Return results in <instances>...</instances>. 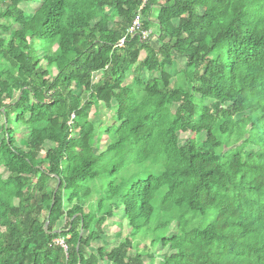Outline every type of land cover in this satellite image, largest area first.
Here are the masks:
<instances>
[{
  "label": "trees",
  "instance_id": "trees-1",
  "mask_svg": "<svg viewBox=\"0 0 264 264\" xmlns=\"http://www.w3.org/2000/svg\"><path fill=\"white\" fill-rule=\"evenodd\" d=\"M140 6L1 1L0 264H264V0Z\"/></svg>",
  "mask_w": 264,
  "mask_h": 264
},
{
  "label": "rangeland",
  "instance_id": "rangeland-1",
  "mask_svg": "<svg viewBox=\"0 0 264 264\" xmlns=\"http://www.w3.org/2000/svg\"><path fill=\"white\" fill-rule=\"evenodd\" d=\"M1 1L2 0H0V5H1ZM35 8H36V5H22V6H20L21 12L23 14H25V15H28V14L32 13L35 10ZM110 14L112 16H114L112 14V12H110L109 15ZM2 23H4V21ZM14 29H15V26H14ZM6 36H7V33H3L2 31H0V38H4ZM155 43H157V42H155ZM174 63H175V66L177 68H183L184 67V61H183V59L174 60ZM129 80H130V74L128 75L126 82H128ZM145 80H147V79H145ZM76 93H79V92L76 91ZM14 100H15V98H14ZM5 103H8V101H5ZM96 111H95L96 112V115L93 118V122L95 123V125L97 127V129H96V135H95V138H94V143H95V145L97 147V150L100 151V150H102V148H103V146H104V144H105V142L107 140V136L104 134L103 131L106 128L108 122L112 119V112L109 111V110H107V109L101 108V107H99ZM93 112H94V110H93ZM241 117H243V115H241L237 119H240ZM236 121H238V120H236ZM0 125H2L1 124V120H0ZM11 126L15 130V126H13V125H11ZM11 126H9V127H11ZM15 137H16V132L14 133V139L18 140V137L17 138H15ZM178 137H179L180 143L183 145L184 144V141L186 139H188V138L193 139L194 138V135H192V134H179ZM147 166L148 165H145V166H142L140 168L143 171V174H142L143 178L147 174L146 173ZM192 222L195 225L205 224V222L203 221V219H201L197 215H195L193 217ZM105 231L106 232L110 231V233H111V235H109V236L106 237V240L109 239L111 241L112 239H116V238L119 237V233L120 232L116 228L110 227L108 230L106 229ZM125 233L126 232H124V234ZM166 234L169 235V233H166ZM149 241L150 240L148 238H140L139 243H138V250L141 251V252H144L145 255L146 254H148V255L151 254V247L149 245ZM165 252H166L165 250L158 251L155 254L154 260H150L148 257H146V258H144V261H145L146 264H158V260L165 254Z\"/></svg>",
  "mask_w": 264,
  "mask_h": 264
},
{
  "label": "built area",
  "instance_id": "built-area-1",
  "mask_svg": "<svg viewBox=\"0 0 264 264\" xmlns=\"http://www.w3.org/2000/svg\"><path fill=\"white\" fill-rule=\"evenodd\" d=\"M150 2V0H141V6L138 10V14L135 17V19L132 21L131 26L126 30V36L128 37H134L137 36L140 40L142 41H147L150 40L151 42H154L151 38V31L148 30H144L141 26V21H140V17H139V12ZM125 39H121L119 42V45H123ZM69 239L68 235H63L60 234L56 239L53 240V244L55 247H58L60 249H62L64 251V253H66L67 251V247L65 244V241Z\"/></svg>",
  "mask_w": 264,
  "mask_h": 264
},
{
  "label": "water",
  "instance_id": "water-1",
  "mask_svg": "<svg viewBox=\"0 0 264 264\" xmlns=\"http://www.w3.org/2000/svg\"><path fill=\"white\" fill-rule=\"evenodd\" d=\"M59 184H60V182L58 181V182H57V185H56V187H55V190H54L53 196H52V204L54 203L55 194H56V192H57V190H58ZM47 226H48V224L46 223L45 226H44V230H45V231H46V229H47ZM57 233L60 234L61 231H57Z\"/></svg>",
  "mask_w": 264,
  "mask_h": 264
},
{
  "label": "crops",
  "instance_id": "crops-1",
  "mask_svg": "<svg viewBox=\"0 0 264 264\" xmlns=\"http://www.w3.org/2000/svg\"><path fill=\"white\" fill-rule=\"evenodd\" d=\"M155 42H156V41L154 40V42H152L151 44H156ZM179 59H181V58H179Z\"/></svg>",
  "mask_w": 264,
  "mask_h": 264
}]
</instances>
